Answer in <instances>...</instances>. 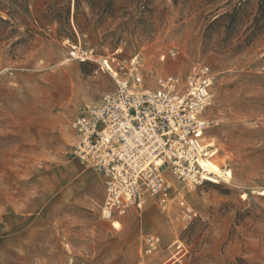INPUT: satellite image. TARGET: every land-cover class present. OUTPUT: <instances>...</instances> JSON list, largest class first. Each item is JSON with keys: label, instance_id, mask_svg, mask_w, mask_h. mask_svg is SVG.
<instances>
[{"label": "rangeland", "instance_id": "rangeland-1", "mask_svg": "<svg viewBox=\"0 0 264 264\" xmlns=\"http://www.w3.org/2000/svg\"><path fill=\"white\" fill-rule=\"evenodd\" d=\"M0 17V264H264V0H1ZM78 41L138 57L148 90L197 63L215 73L204 144L233 179L191 195L165 172L190 224L150 196L102 216L103 179L75 158L70 123L116 84L68 60Z\"/></svg>", "mask_w": 264, "mask_h": 264}, {"label": "built area", "instance_id": "built-area-1", "mask_svg": "<svg viewBox=\"0 0 264 264\" xmlns=\"http://www.w3.org/2000/svg\"><path fill=\"white\" fill-rule=\"evenodd\" d=\"M68 60L93 66L116 84L101 104L85 106L70 123L75 158L103 179L102 216L113 221L141 211L150 196L170 223L193 222L197 213L180 193L173 197L165 172L183 189L213 182L201 165L216 152L212 143L204 144L215 126L206 117L214 104L213 70L197 63L185 75L158 77L148 90L138 57L125 58L121 47L98 50L78 41L68 44ZM160 244L157 235H146L144 255L156 253Z\"/></svg>", "mask_w": 264, "mask_h": 264}, {"label": "bare ground", "instance_id": "bare-ground-1", "mask_svg": "<svg viewBox=\"0 0 264 264\" xmlns=\"http://www.w3.org/2000/svg\"><path fill=\"white\" fill-rule=\"evenodd\" d=\"M216 154H217V151L215 153L211 154V156L215 157ZM201 165L205 169L206 172L210 173V175L208 177H210L209 179L211 181H213V179H211V178L214 177L220 182L231 183V179H233V175H232V172L230 169L229 170L228 169L227 170L222 169L220 167V164L213 162L209 158L208 159H202ZM211 175H213V176H211ZM171 182H172V180H171ZM194 189H196V188L189 187L187 189V193L192 195L194 192ZM261 194L264 195V192H262ZM112 226L115 230H122V228H123V225L119 221H114L112 223Z\"/></svg>", "mask_w": 264, "mask_h": 264}, {"label": "trees", "instance_id": "trees-1", "mask_svg": "<svg viewBox=\"0 0 264 264\" xmlns=\"http://www.w3.org/2000/svg\"><path fill=\"white\" fill-rule=\"evenodd\" d=\"M1 1V0H0ZM0 21H2L1 17H0ZM81 65H87V64H81ZM206 183H211V182H206Z\"/></svg>", "mask_w": 264, "mask_h": 264}, {"label": "crops", "instance_id": "crops-1", "mask_svg": "<svg viewBox=\"0 0 264 264\" xmlns=\"http://www.w3.org/2000/svg\"><path fill=\"white\" fill-rule=\"evenodd\" d=\"M105 194V193H104ZM105 196V195H104Z\"/></svg>", "mask_w": 264, "mask_h": 264}]
</instances>
